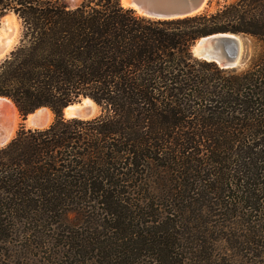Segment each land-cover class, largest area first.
<instances>
[{
	"label": "trees",
	"instance_id": "obj_1",
	"mask_svg": "<svg viewBox=\"0 0 264 264\" xmlns=\"http://www.w3.org/2000/svg\"><path fill=\"white\" fill-rule=\"evenodd\" d=\"M216 3L155 19L119 0H0V18L21 23L0 63V96L23 118L42 106L54 113L0 148V220L96 205L118 215L121 191L102 181L113 182V169L145 168L159 179L166 215L139 230L127 223L137 243L127 264L264 262V0ZM218 32L243 38L240 66L192 54L198 38ZM83 97L101 112L62 116Z\"/></svg>",
	"mask_w": 264,
	"mask_h": 264
},
{
	"label": "rangeland",
	"instance_id": "obj_2",
	"mask_svg": "<svg viewBox=\"0 0 264 264\" xmlns=\"http://www.w3.org/2000/svg\"><path fill=\"white\" fill-rule=\"evenodd\" d=\"M216 1L221 4L232 0H212L210 10L215 9ZM61 2L73 8L79 5L81 0H61ZM2 27L12 36L14 33L15 37L21 33L19 22L13 32V29H9L2 19L0 34L4 36L6 33ZM239 37L242 39L244 49L243 38L240 35ZM241 64L242 60L237 66ZM0 100L6 104L7 108L13 109V117L10 113L5 115L6 110L0 115V120L4 119L3 121L6 122L8 119L7 122H11L12 127L11 135L5 142L0 143V148L15 136L21 125L26 129H42V127H33L28 119L21 117L13 102L5 98H0ZM95 107L93 114L96 116L101 112V108L98 105ZM38 112L42 113L43 128L54 120V113L50 109L48 111L40 108ZM144 169L138 171L135 168L129 169L127 166L122 169L118 168V170L113 169L112 183L101 180L104 189L114 194L118 190L121 191L117 195L120 207L118 215L111 216L104 211L105 205H96L69 207L63 209L61 214L49 212L48 209H40L39 215L34 217L0 220V264H127L131 258L127 250L131 248L135 250L137 244L134 240L127 239L129 235L127 223L139 224L130 226L132 230H139L141 227L154 226L146 221H151L155 217L163 221L166 215V208L161 204L159 179L156 174ZM103 173L102 170L100 174ZM150 201H153L154 205L146 208L145 204ZM129 214H131L130 220H127ZM132 215H134L133 218ZM237 254L242 261L247 259L244 251H238ZM218 258L213 257V263ZM199 264L207 263L200 262ZM258 264H264V262Z\"/></svg>",
	"mask_w": 264,
	"mask_h": 264
},
{
	"label": "water",
	"instance_id": "obj_3",
	"mask_svg": "<svg viewBox=\"0 0 264 264\" xmlns=\"http://www.w3.org/2000/svg\"><path fill=\"white\" fill-rule=\"evenodd\" d=\"M125 2L127 6H123L121 4V0H119L121 6L131 9L136 14L155 19H169L191 16L205 11H209L212 7L210 0H125ZM9 14L12 13H7L0 18V28L1 20ZM16 19L18 20L19 25H21L19 19L17 17ZM4 27H2L3 31ZM7 32L8 31H4V33ZM10 36H12V34L7 33L0 38V63L9 55L11 50H13L19 42L20 35H18L19 38L17 36L15 43L11 46L9 50H4L7 45L6 41L11 38ZM191 51L192 54L196 57L208 61H213L222 68H233L236 67L239 63H241L243 54V42L239 35L234 33H212L198 38L192 45ZM0 97L7 98L4 96ZM92 103L97 106V104L89 97H83L79 101H75L66 105L62 109V116L65 118L77 119L92 118L95 116L93 114L94 108L92 107ZM69 105H74V108L70 110V116H65L63 111ZM34 111L28 114H33ZM27 115L24 118L25 120L27 119ZM30 122L33 123V127L35 128H43V126L38 124L39 121L36 119L35 116L31 119Z\"/></svg>",
	"mask_w": 264,
	"mask_h": 264
},
{
	"label": "bare ground",
	"instance_id": "obj_4",
	"mask_svg": "<svg viewBox=\"0 0 264 264\" xmlns=\"http://www.w3.org/2000/svg\"><path fill=\"white\" fill-rule=\"evenodd\" d=\"M121 4L123 5V6H127L126 5V2H125V0H121ZM2 21V20H1ZM3 22H5L8 26H9V29L11 28V29H13V32L15 31V29H16V24L18 23V21H17V19H16V17H15V15H7V16H5L4 18H3ZM12 31V30H11ZM10 33V32H9ZM7 34V33H6ZM11 34V33H10ZM16 34V33H15ZM14 36V37H13ZM13 36H10L11 38L9 39V40H7L6 41V43H7V45H6V47H5V49L4 50H9L10 48H11V46H12V44H13V42H15V40H16V38L17 37H15V35H14V33H13ZM1 37H3V34H0V38ZM1 98V97H0ZM4 99V98H3ZM5 99H7V98H5ZM9 100V99H8ZM84 101H87V100H84ZM11 103V102H10ZM11 105H12V103H11ZM14 107V106H13ZM92 107L94 108V111H95V105H94V103H92ZM41 108H44V109H47L48 111H49V109L48 108H46V107H41ZM72 108H74V105H69V106H67L65 109H64V115L65 116H70V110L72 109ZM40 109V108H39ZM5 110H6V114L5 115H9V113H10V116L11 117H13V114H12V111H13V109L11 110L10 108H7L6 107V104L2 101V100H0V115L1 114H4L5 113ZM4 115V116H5ZM3 116V115H2ZM36 117V119L39 121V124L41 125V126H43L44 125V123H43V117H42V113L41 112H38V109L37 110H35L34 111V113L33 114H28L27 115V119H28V122H30L31 121V119L33 118V117ZM7 117V116H6ZM1 118V117H0ZM4 119H1L0 120V143H2V142H5L6 141V139L11 135V133H12V127H11V125H10V123L9 122H7L8 121V119L6 120V122H4L3 121ZM14 120V119H13ZM41 122H42V124H41ZM30 123H32V122H30ZM12 124H13V121H12ZM33 124V123H32ZM37 125V124H36ZM35 125V126H36ZM33 126V125H32ZM39 126V125H38ZM37 126V127H38Z\"/></svg>",
	"mask_w": 264,
	"mask_h": 264
}]
</instances>
